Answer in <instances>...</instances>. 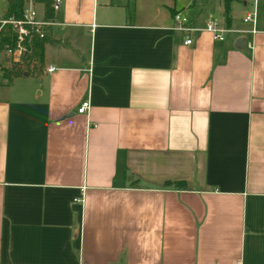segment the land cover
<instances>
[{"label":"crops","instance_id":"crops-1","mask_svg":"<svg viewBox=\"0 0 264 264\" xmlns=\"http://www.w3.org/2000/svg\"><path fill=\"white\" fill-rule=\"evenodd\" d=\"M260 4L251 33L207 3L243 31L185 44L179 0H61L42 65L1 76L0 264H264Z\"/></svg>","mask_w":264,"mask_h":264},{"label":"built area","instance_id":"built-area-1","mask_svg":"<svg viewBox=\"0 0 264 264\" xmlns=\"http://www.w3.org/2000/svg\"><path fill=\"white\" fill-rule=\"evenodd\" d=\"M38 4L35 0H24L19 14L8 13V0H0V76L3 70L9 69L13 64L22 65L28 61L34 51V42L45 37L47 29L59 22L53 18L61 5V0H52L51 7L53 11L52 18L46 19L43 11L39 14ZM255 18V3L252 2V9L247 11L242 17L243 22L251 23V28L246 31L253 33V23ZM174 22L173 28L184 33L183 43L191 42L190 32L205 30L210 33L212 39L221 40L224 34L229 31L241 32L243 30L230 29L217 20L216 17L209 15L201 27H194L187 23V19L176 11L172 14ZM247 47L251 48L252 43L247 42ZM31 63L29 64V68ZM55 67L49 65L47 71L54 70ZM89 100L83 99L76 107L77 113H86L89 109ZM79 200V199H75ZM233 264H241L240 260H235Z\"/></svg>","mask_w":264,"mask_h":264},{"label":"trees","instance_id":"trees-1","mask_svg":"<svg viewBox=\"0 0 264 264\" xmlns=\"http://www.w3.org/2000/svg\"><path fill=\"white\" fill-rule=\"evenodd\" d=\"M24 0H8V13H14L15 15L19 14L20 8L23 4ZM38 4L41 5L43 16L46 19L52 18L53 11L51 7L52 0H35ZM222 14L226 23L229 21V0H222ZM46 40V36L43 39L37 40L34 42V51L28 61H24L22 65L13 64L7 70H3L1 76L10 79L13 76L21 75L26 72L29 68V64L31 63V67H37L42 65L43 59V44ZM21 66H24L23 68ZM164 185H175V186H183L184 183L182 181H165Z\"/></svg>","mask_w":264,"mask_h":264},{"label":"rangeland","instance_id":"rangeland-1","mask_svg":"<svg viewBox=\"0 0 264 264\" xmlns=\"http://www.w3.org/2000/svg\"><path fill=\"white\" fill-rule=\"evenodd\" d=\"M179 1L185 4V11L183 13L180 12V14L187 19V23H189V21L191 20L190 19L192 17L190 15L191 11L194 12L197 10V12L203 11L205 15H207L208 13H211L214 17L217 18L220 24H222L221 19H219V15L216 9H213L211 6L206 5L209 2L213 3L214 0H194L193 3L191 2V0H179ZM241 1L242 0H231L230 5H229V16L231 17V21H239L242 15L244 16L245 11L251 10V0H246L247 4L243 8L241 5ZM260 1L261 0H255V10H256V14L258 12V16L260 12L259 9L261 7ZM188 8H189V11H186V9ZM37 11L39 14L41 13L42 11L41 5H37ZM21 67L23 68L24 66H21ZM1 80H3V78L0 76V81Z\"/></svg>","mask_w":264,"mask_h":264},{"label":"water","instance_id":"water-1","mask_svg":"<svg viewBox=\"0 0 264 264\" xmlns=\"http://www.w3.org/2000/svg\"><path fill=\"white\" fill-rule=\"evenodd\" d=\"M241 40H242V37H239V38H238V41H236V44H237V45H240Z\"/></svg>","mask_w":264,"mask_h":264}]
</instances>
